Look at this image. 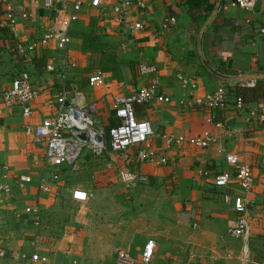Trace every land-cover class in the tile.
I'll return each mask as SVG.
<instances>
[{"label":"crops","instance_id":"1","mask_svg":"<svg viewBox=\"0 0 264 264\" xmlns=\"http://www.w3.org/2000/svg\"><path fill=\"white\" fill-rule=\"evenodd\" d=\"M41 1L13 0L19 12L11 26L4 23V10L0 15V91L23 70L31 73L40 90L28 118L18 108L0 106V251L36 252L43 264H115L116 247L111 244H118L140 264L145 243L153 240L150 264H264V0L257 1L253 12L229 6L232 0H101L99 8L91 6V0H61L67 6L80 3L79 18L68 31L67 55L74 67L68 70L65 86L76 85L86 103L94 105L98 129L107 131L118 123L113 109L117 96L148 86L151 80H158L160 94L169 98L167 103L153 100L135 106L136 117L153 128L151 145L166 164H121L147 177L146 183L126 190L110 165L117 157L104 154L101 159H107L104 166L115 180L103 177L97 187L114 189L115 184L129 201L120 204L121 214L96 209L92 216H75L72 222L62 211L67 203L77 204L71 192L83 189L68 183V176L79 162L93 157L82 153L75 166L61 167V178L54 183L44 145L26 132L56 114L63 87L57 78L61 53L47 42L28 63H21L12 51L14 41L31 42L50 29L54 14L41 8ZM171 17L175 22L163 29ZM136 24L142 28L132 31ZM47 62L53 63L55 73L45 71ZM143 64L154 72L140 75L137 69ZM205 64L228 79L217 77ZM96 73L104 85L90 87L87 80ZM248 79L256 80L254 88L242 87ZM220 85L228 96L226 109L208 112L196 106L198 98ZM238 96L243 99L240 111L234 103ZM204 132L216 138L204 150L168 148L163 138ZM133 153L129 151L130 160ZM227 155H237L249 166L254 180L248 260L242 257L243 240L227 234L236 215L225 197L240 194V188L235 180L224 188L213 183L220 173L232 171ZM42 176L50 185L48 194L39 191ZM19 177L32 182L19 188ZM27 207L39 210V225L24 213ZM0 264L27 263L0 258Z\"/></svg>","mask_w":264,"mask_h":264},{"label":"built area","instance_id":"2","mask_svg":"<svg viewBox=\"0 0 264 264\" xmlns=\"http://www.w3.org/2000/svg\"><path fill=\"white\" fill-rule=\"evenodd\" d=\"M258 0H232L229 6L247 12L255 10ZM4 9V23L11 26L15 23L17 10L13 0H2ZM41 8L52 11L53 21L50 29L37 40L31 42H13L12 51L21 63H28L38 46H44L47 42H53L56 51L60 52V67L57 78L63 83V87L56 99L57 111L53 118L44 120L42 123L27 127L26 132L35 137L37 143L44 145V161L50 172V181L56 183L61 178V167L75 166L76 162L84 152H88L94 158H100L106 153L114 154L124 165L131 161L136 164L156 163L159 166L166 164L164 157H157L156 151L151 145V138L154 135L153 128L145 119H138L135 115V106L143 105L158 100L159 102H169V98L159 92L158 80H151L148 86H144L130 94L120 95L114 99V117L118 124L109 127L107 131L96 127V108L93 104L86 103L85 95L70 83L65 86L68 70L74 67L73 62L67 55L69 43L68 31L78 20L80 3L75 2L71 6L63 4L61 0H42ZM91 6L99 8L101 0H91ZM118 11V10H117ZM26 16V12H22ZM175 22L174 18H167L162 25L163 29ZM140 24L130 27L132 31L141 29ZM138 73L145 75L154 72L152 67L145 64L138 66ZM46 72L55 73L56 68L53 63L47 62ZM90 87H100L104 85V79L100 73L93 74L87 80ZM255 79H248L242 87L254 88ZM40 90L34 84L31 73L28 70L21 71L10 81L8 87L0 91V106L4 108H18L23 117L28 118L32 114L31 104L39 97ZM196 106L204 107L208 112L222 111L228 106V96L225 85L218 86L212 93L204 98H198ZM237 110H241L243 99L238 96L234 99ZM213 117V116H212ZM79 134L85 136V140L78 138ZM168 148L171 146L188 145L195 149L204 150L215 144L216 138L209 132H204L199 136L185 138L166 134L163 136ZM133 150L131 160L129 151ZM226 163L232 171H224L214 179V186L218 188L226 187L231 180H235L240 188V194L226 196V202L230 201L233 212L236 215L234 225L227 229V234L235 239L243 240L242 257L249 258L248 241L250 237L249 211L251 208L250 196L253 192L254 180L251 168L241 162L237 155H227ZM117 179L126 190L137 184L147 182V177L137 173L117 168ZM30 177H19L16 181L17 187L22 188L30 184ZM38 188L42 193L50 192V185L42 176L38 180ZM71 200L77 203H86L88 194L80 189L71 192ZM26 215H32V221L39 225L41 220L40 212L36 207H27L24 210ZM39 236H35V243ZM155 249L153 240H148L140 254V264H150ZM0 258H9L14 262L23 261L27 264H43L44 259L36 252H19L7 254L0 251ZM115 264H137L130 254L122 249H115Z\"/></svg>","mask_w":264,"mask_h":264},{"label":"rangeland","instance_id":"3","mask_svg":"<svg viewBox=\"0 0 264 264\" xmlns=\"http://www.w3.org/2000/svg\"><path fill=\"white\" fill-rule=\"evenodd\" d=\"M82 93L84 94V92ZM106 160L101 159V157L100 158L93 157L91 158V160H86V162L83 163L79 162V165L76 167L77 169L74 168L70 171V175L68 176L70 180L68 181V183L73 181L74 186L80 187L85 192H87L88 201L86 203H77V204L67 203L66 209L62 212L64 214V217L68 219V222L69 221L72 222L75 216L88 217L91 214L93 215V211L96 209H99L97 210L98 212L105 214L108 213L113 214V212L114 214L115 213L121 214V209L124 206L122 207L120 204L123 203V200H127V195H124L123 193L119 194L120 189L115 184H113L115 186L114 189L100 190V188L97 187V184H99L100 181H103L102 179L103 177L105 178L109 176V180H112V178L113 180H115L114 176L108 175L107 169L104 166L106 164L105 162ZM108 163L109 162H107V166ZM121 164L124 165L119 158L110 160V165H113L114 167H116V169L118 167H121ZM115 192H118L117 196L115 195ZM99 201H103V203H97ZM127 201H129V199ZM96 216H100V215H96ZM111 245L112 247L119 248L118 244L117 245L111 244Z\"/></svg>","mask_w":264,"mask_h":264},{"label":"water","instance_id":"4","mask_svg":"<svg viewBox=\"0 0 264 264\" xmlns=\"http://www.w3.org/2000/svg\"><path fill=\"white\" fill-rule=\"evenodd\" d=\"M218 6H219V4H218ZM213 17V16H212ZM210 22V21H209ZM209 22H208V24H209ZM207 24V25H208ZM203 31L204 30H202V32H201V34L200 35H202V33H203ZM201 40V39H200ZM200 40H199V46H198V51L200 52V55H201V50H200ZM205 66L207 67V69H209L213 74H215L217 77H219V78H222V79H228V77H226V76H222V75H219V74H217L216 72H214L207 64H205ZM231 79V78H230ZM78 138L79 139H81V140H85V136L83 135V134H79L78 135Z\"/></svg>","mask_w":264,"mask_h":264},{"label":"trees","instance_id":"5","mask_svg":"<svg viewBox=\"0 0 264 264\" xmlns=\"http://www.w3.org/2000/svg\"><path fill=\"white\" fill-rule=\"evenodd\" d=\"M3 7H4V6H3L2 2H0V15L3 14V10H4ZM1 31H5V30H1ZM41 61H42V59H41ZM43 63H44V61L41 62V65H42ZM255 86H256V85H255ZM244 89H247V88H244ZM117 124H118V123H117ZM115 125H116V124H114V125L112 124L111 127H112V126H115Z\"/></svg>","mask_w":264,"mask_h":264}]
</instances>
